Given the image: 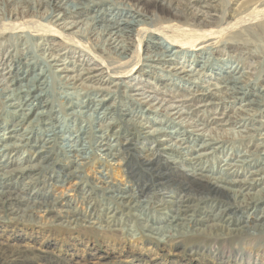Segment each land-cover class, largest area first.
Here are the masks:
<instances>
[{"label": "rangeland", "instance_id": "obj_1", "mask_svg": "<svg viewBox=\"0 0 264 264\" xmlns=\"http://www.w3.org/2000/svg\"><path fill=\"white\" fill-rule=\"evenodd\" d=\"M111 1L113 4L110 2L107 5L111 11L103 9L104 17L109 18L110 15L120 17L113 14L116 12L113 9L119 7L114 3L120 0ZM188 2H194L193 11L197 13L198 19H205L201 23L199 20L196 21L197 28H200L203 33L212 34L214 31L227 27V32L220 37L221 41L229 39L238 45L225 50L221 44H218V51L207 50L203 45L196 46L197 49H193V52L180 47L176 48L179 55L169 64L171 67H179L181 63L190 64L191 68L187 67V70H191L193 76L185 79L174 75V71L172 72L168 67L162 68L161 65L148 67L147 62L142 60L151 50L152 41L163 36L159 32L151 40L146 34L143 36L139 46L141 66L122 77L108 71L102 61L104 58L103 60L113 62L118 58L112 53L102 54L98 48L94 47L92 39H89L88 45H82L85 43L80 40L62 39L54 32L40 34L39 37H32L29 41L20 32L0 34V134H3L4 127L10 126L15 121V117L5 106L2 97L5 93L2 91L14 88L12 81L25 69L24 65L17 69V61L22 60L24 55L31 57L32 53L39 55L44 52L50 62L52 59L50 56H55L56 60L51 62L52 65L55 64L53 69L68 68V72H59L61 76H70L76 86L85 87L81 91L84 93L80 96L81 99L98 96L107 99L105 105L116 103L109 116L100 120L103 125L112 123L108 126V136L111 143L115 144L114 152H119V158H123L120 164L117 160L111 162V165H102L95 158L96 160L93 159L87 163L80 170L81 172L69 178L66 174L74 171L79 162L75 165L71 163L60 151L58 145H55L53 153L45 162L49 164L48 168L26 169L23 173L11 175L9 187H15L11 188L12 190H21L26 186L29 193L35 190L38 196L45 195L44 198L47 201L52 202L55 199V206L48 212H35L34 209L31 213L27 210L25 217L18 215L23 212L21 210L26 209V202L19 205L20 209L15 215L2 212L0 209V254L7 252L9 258H12V254L9 253H13L16 259L10 264H264V229L248 230L246 235L220 229L216 230L218 234L209 233L200 238H193L195 234H181L171 228L163 232L167 236L164 241H160L158 239L160 235L144 230L141 220L133 216L138 215V211L128 212L126 208L121 207L115 211L116 213H110L114 214L110 220V230L98 229V225L104 224L102 221L106 219L108 211L104 208H108V200L100 191L92 188L94 185L100 186V180L103 177L109 181L110 186L115 188L125 189L128 186H136L140 189L145 186L143 191L148 197H152L154 207L160 199H169L167 196L170 194L176 198H185L192 207L198 202L197 215L216 213L220 208H224L223 205L232 202L235 197L230 191H225L224 196H214L203 193L204 191L201 190H186L185 184L193 181L192 168L212 176L222 174L228 179H247L248 181L254 179L255 182L248 186L251 187L250 193H256L257 190L264 188V164L260 161V158L264 157V147L260 146L264 144V112L257 113L251 109L245 111L246 107L244 108L240 102L231 101L222 93V98L214 96L215 90L210 86L211 82H216L214 77L217 76L218 69L227 70L228 67L237 65L240 70L242 69L241 71L245 72L243 74L245 92H257L258 89H264V0H246L226 7L231 11L222 22L220 13L225 7L222 0H170L172 4L170 8L166 7L165 0H157L156 5L150 3L142 6L145 13L151 16L156 15L158 20H154L151 24L149 20L141 18L144 20V24L140 27L141 32L147 26V28L157 27L165 31L167 29L163 26L166 24L171 27L193 24L194 21L178 16L183 14L181 7ZM207 3L215 5V10L203 15L199 6ZM176 4L181 9H174ZM96 10L97 8H93L67 21L76 22V25L81 27L85 16L93 15ZM29 16L26 13L12 14L4 7H0V27L11 21L20 22ZM40 18L42 16L37 17L38 20ZM51 22H54V19ZM76 30L77 28H73L71 31ZM138 38V35L130 36L129 41L134 49L138 46ZM240 47L244 49H238ZM202 50L204 51L203 59L198 54ZM239 51H251L250 53L259 55L255 68L247 67L244 58L237 56ZM195 54H198L199 58L196 59H199V62L194 60ZM239 54L245 58L248 57V54L244 52ZM200 60H207L204 68L199 67L202 65ZM129 63L127 61V64ZM34 71L38 69L35 68ZM101 111L102 109L98 110L94 116H100ZM126 112L143 127L136 123L127 124L122 121L128 118ZM32 116H29V119ZM73 123L75 122L72 117L67 122V131L79 124L86 126V122L77 121L76 126ZM26 124L24 123L22 128ZM33 126L36 130L39 125ZM160 128L167 133L171 132V136L167 133L146 134ZM251 128H258V130L253 131ZM234 133H238L241 138L230 139ZM203 135L221 136L224 140L213 144V147H217L214 152L194 161L189 158L186 151L191 150L190 156L195 154L194 149L203 142ZM161 139L164 140L158 142ZM170 145L180 149L160 150ZM212 149L211 146L203 152L208 153ZM34 151L35 149L31 146L20 148L12 154L17 162L5 158L8 168L15 169L21 165L26 167L39 164L41 158L35 155ZM145 157L154 159L153 163L166 173L160 185L154 182L150 172L146 170L143 163ZM2 158L3 155H0V161ZM244 159L248 162L241 165L238 161ZM254 171L257 173L250 175ZM31 179L34 180L33 183L26 184ZM245 186L240 184L234 188L242 190ZM246 192L243 191V193ZM89 202L94 203L95 207L89 208ZM100 204H104V207ZM257 205V209H260L264 206V200ZM59 209H74L73 218H79L80 221L75 223L68 222L65 218H58L56 211ZM232 212L235 215H233L234 219L239 221V226L249 223L250 218L254 216L251 210L232 209ZM149 213L148 218L151 220L149 223H155V226L167 224L169 216L165 212H157L152 208ZM90 214H94L99 220L89 219ZM64 221L65 223H62ZM86 221L94 222L92 225L94 227H90ZM196 227L204 229L205 225ZM205 232L208 233L209 229Z\"/></svg>", "mask_w": 264, "mask_h": 264}, {"label": "bare ground", "instance_id": "obj_2", "mask_svg": "<svg viewBox=\"0 0 264 264\" xmlns=\"http://www.w3.org/2000/svg\"><path fill=\"white\" fill-rule=\"evenodd\" d=\"M66 1L0 0V7H4L9 13H26L30 15L28 18H23L24 20L20 22L15 23L11 21L5 26H3L4 24L1 25L0 34L6 35L11 33L13 34L14 32H20L23 34V37L27 38L29 41L30 38L39 37L40 34L54 32L59 34L62 39L69 41L80 40L81 42L85 43H81L82 45H88L89 39H92L94 42V47L98 48L102 54L112 53L113 56L118 58L117 61L113 62L103 60L104 58L102 59V61L105 63L104 65L106 66V69L112 73H116L118 77H122L136 69L138 66H141L142 61L140 57L139 46L145 34L149 36L150 40L151 38H155V36H157L159 33L163 34L162 37L156 38V40L152 41V45H150L151 50L142 58V60L147 62L146 66L152 67L155 65H161L162 68L168 67L169 70L172 72L174 71V75L184 79L193 76L191 70H187V67L191 68L190 64L181 63V66L179 67H171L169 64L170 62L175 61L176 57L179 55V51L176 48L180 47L184 50L193 52V49H197L198 45H203L205 48H207V50L214 49L215 51H218V44H221L225 50L238 45L229 41V39H226L227 41L224 42L221 41L220 37L225 34V32H227V27H223V29H220L219 31H214L212 34L203 33L200 28H197L198 26L195 24L199 19L197 17V13L193 11L195 1L192 3L188 2L187 4L183 5L181 7L182 9L177 4L174 6V9H181V13H183L182 15L178 16L186 20L194 21L193 24L190 23L186 26L176 25L174 27L166 24L163 26L165 29H167L165 31L157 27L147 28V26L145 27V30L142 29V32L140 27L142 24H144V20L141 18L149 20L151 24H153L154 20H158L156 15L151 16L145 13L142 10V6L150 3L156 5L157 0H120L118 3H114L115 5L119 6L117 7L119 10L113 9L117 12H114L113 14L120 15V17L110 15L109 18L104 17L103 14H105V12L103 13V9L111 11L110 8H107L108 3L112 2L111 0H73L70 3H67ZM222 1L223 6L225 7L220 13L221 22L224 20L225 16L229 15V11H231L227 10L226 7H230L234 3L239 4V2L241 3L246 0ZM165 3L166 7H172V2L170 3V0H165ZM199 7L201 8L200 11H203V15L208 11L215 10V5L211 3H207ZM93 8H97V10L93 15L85 16L83 25H80L81 27H78L76 22L67 21V19L80 16L83 13L92 10ZM38 16H42V18L38 20ZM52 19H54V22H51ZM204 21L205 19L199 20L200 23ZM73 28H77V30L71 31ZM132 35H135L136 37L138 35L139 37L137 42L138 46L136 49L133 48L129 41L130 36ZM217 38L219 39L216 40ZM213 40H216V42L213 43ZM208 45L213 46L209 47ZM108 46L109 48H107ZM32 47L33 46H31V48ZM242 48L243 47H240L238 49ZM32 51L34 52L33 48ZM203 52L204 51L202 50V52L198 53L200 55L199 57H202V59L204 56ZM241 52L248 54V57H243L241 54H239ZM250 52L239 51L237 56L239 55L240 57L244 58V62L247 63V67L252 69L255 68V65L257 64L256 59L259 55L254 52ZM198 54H195L194 60L199 58L197 56ZM51 56V62L55 61V56ZM127 61L130 63L127 64ZM195 61L199 62V59H196ZM37 62L38 64H35ZM51 62L48 61L47 57H45L44 52L40 53L39 55L32 53L31 57L24 55L22 60L17 61V69H20L21 67L19 66L21 65H24L25 69L22 70V74L17 75L14 81H12V86H14V88L2 91L5 93L2 94V97L5 101V106L15 117V121H13L10 126L4 127L3 134H0V155H3V158L0 161V209L2 212H7V214L10 215H15L18 213V210L20 209L19 205L25 202L27 203L26 209L24 208L21 210L23 212L18 215L20 217H25L27 210L31 211L32 213L34 211L48 212L54 209L55 199L52 202L47 201L46 198H44L45 195L38 196L37 193H35V190H32L29 193L27 191L28 187L26 186L21 190H12L11 188L15 187H9V180L10 176L14 173H23L26 169L43 170L44 168H48L49 164H45V162L50 157V154L53 153V148L55 145H58L60 151L69 159L71 163L75 165L76 162H79L76 164L74 171L66 174V177L69 178L74 177L77 172H79L87 163L95 158L99 160L102 165H111V162H115L117 160L120 161V164L123 159L119 158V152H114L116 150L115 144L111 143L108 136V126H110L112 123L108 122L106 125H103L101 124L102 120H100L101 118L105 119L107 116H109L110 111L114 110L116 103L105 105L107 99L99 98L98 96L89 98L85 97L84 99H81L80 96L84 94L81 93V91H83L85 87L76 86L75 81H73V78L70 79V76H61L59 72H68V68L57 67L56 69H53L55 64L52 65ZM200 62H202V65L199 67L204 68L207 60H200ZM166 63H168L167 66H164ZM35 68H37L38 71H34ZM241 70L237 65H232L228 67L227 70L223 68L218 69L216 73L217 76L214 77L216 82L210 83L212 89L215 90L213 95L221 98L223 97L222 95H225L231 101H238L241 105H243L244 108L246 107L245 111L251 109L257 113H263L264 89H258L257 92H245V82L243 81V74L245 72ZM17 72L19 74L20 71L18 70ZM209 87L207 90L208 92ZM100 109H102L100 112L101 115L94 116V113H97V111ZM31 115L33 116L29 119V116ZM127 116L128 118H124L122 121L127 124H139L133 118H131V114L128 113ZM72 117L73 121L75 122L73 123L75 126L77 121L86 122V126L79 124V126H76L74 129H70V132L67 131V122L70 121ZM24 123L27 124L24 128H22ZM34 124L39 125L36 130L33 128ZM87 126L89 128H87ZM140 126L143 127V125ZM251 130H258V128H251ZM162 133H167V131L160 128L154 129L152 132H147L146 134L159 135ZM170 133L171 132H168L167 134L171 136ZM221 138V136L206 137L203 135V142L198 146L197 149H194L195 154L190 156L191 150L186 151V154L190 159L197 161L207 154L214 152L217 147H213V144L216 142L221 143L224 140V138ZM238 138H241V136L239 137L238 133H234L230 139L233 140ZM163 140L164 139L158 140V142H162ZM27 146H31L35 149L34 154L38 157L40 156V163L26 167L21 165L19 168L9 169L7 162H5V158H10L12 161L17 162V159L13 158L12 154L16 153L20 148H26ZM211 146L213 149L210 152H203ZM260 146L264 147V144H260ZM166 149L175 150L180 148H175V145H170L164 146L160 150ZM180 154H183V152H180ZM184 158L186 159L187 156ZM153 160L154 159H151L150 157H145L143 163L146 170L150 172V177L156 184L160 185V182L165 179L164 177H166V173L157 167V165L153 163ZM260 161L262 164H264V157L260 158ZM238 162H240L242 165L248 161L244 159ZM230 166L234 165L230 164ZM221 171L223 172L224 169H221ZM257 171L251 172L250 175L257 173ZM191 172L193 175V181H188L185 184L186 190H201L204 191L203 193L212 194L214 196H224L225 191H230L232 192L235 199L232 202L223 205L224 208H220L216 213H204L197 215L196 208L198 202H196L194 207H192L187 203L185 198H176L170 194L167 196L169 199H160L154 207L152 197H148V195H146V193L143 191L145 186H142L140 189H137L136 186H128L125 189L115 188L110 186L109 181H106V178L103 177L100 180L101 185H94L92 188L100 191V193L103 196H106L105 198L108 200V208H104L106 211H108L106 219L102 221L104 224L98 225V229H103L105 231L110 230V220L114 215L110 213L117 211L120 207L126 208L128 212L138 211L139 214L133 216H136L139 220H141V226L144 230H147L155 235H160V238H158L160 241H164L167 236H165L163 232L169 231L171 228H174L175 231L181 234H195L193 238H200L204 236V234L209 233L218 234L216 230L219 231L220 229H226L227 231H233L235 233L244 235L248 234V230L261 231L264 229V206H262L260 209H257V204L264 200V188L257 190L258 192L256 193H250L249 190L251 187L249 188L248 186H251V184L255 182L254 179L250 181L247 179H228L223 177L222 174L212 176L204 174L202 171L197 172L195 168H192ZM33 179L28 180L26 184L29 185L33 183ZM240 184L246 186L242 188V190L234 188ZM243 191L247 192L243 193ZM89 203V208L95 207L94 203ZM100 205L101 207H104V204ZM152 208L157 212H165L169 216L166 225L155 226V223H149L151 220L148 218V216L150 214L149 211ZM232 209H236L238 211L251 210L254 212V216L250 218L248 221L249 223L245 224L244 226H239V221L234 219L235 215L233 214ZM56 212H58L56 215L58 218H65L68 220V222L72 221L77 223L80 221L78 220L79 218H73L74 209H59ZM257 212H259V214H255ZM88 216L90 217L89 219H98V217H96L94 214H90ZM86 222L90 227H94L92 226L94 222ZM62 223H65V221ZM198 225H205V228H197L196 226ZM207 229H209L208 233L205 232ZM193 238L192 240H194ZM6 253L7 252L0 254V264H10L16 259L13 253H9L12 254V258H9L10 256Z\"/></svg>", "mask_w": 264, "mask_h": 264}]
</instances>
